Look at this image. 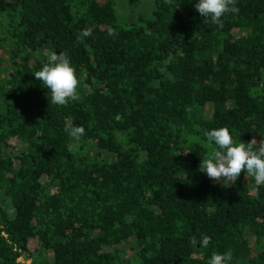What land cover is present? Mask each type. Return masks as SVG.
<instances>
[{"label":"trees","instance_id":"1","mask_svg":"<svg viewBox=\"0 0 264 264\" xmlns=\"http://www.w3.org/2000/svg\"><path fill=\"white\" fill-rule=\"evenodd\" d=\"M116 1L0 0V264H264V185L199 168L211 129L264 140V0L222 27L196 0L143 24ZM52 51L79 82L64 105L33 75Z\"/></svg>","mask_w":264,"mask_h":264},{"label":"clouds","instance_id":"2","mask_svg":"<svg viewBox=\"0 0 264 264\" xmlns=\"http://www.w3.org/2000/svg\"><path fill=\"white\" fill-rule=\"evenodd\" d=\"M204 19V23H211L222 27V18L226 14L238 12L235 0H196L193 5ZM88 35V33H85ZM34 77L47 90V99L53 104L64 105L69 100L77 98L78 79L67 55L52 51L41 69ZM82 128L73 129V134H82ZM206 139L214 145L210 155L201 158L200 171L214 180L222 179L228 184L235 182L241 172L251 177L256 185H264V140L250 142L236 140L226 127L209 130ZM258 145V147H256ZM210 238L202 236L199 244L208 248ZM230 252H214L208 264H231Z\"/></svg>","mask_w":264,"mask_h":264},{"label":"rangeland","instance_id":"3","mask_svg":"<svg viewBox=\"0 0 264 264\" xmlns=\"http://www.w3.org/2000/svg\"><path fill=\"white\" fill-rule=\"evenodd\" d=\"M115 8L121 21L136 24H143L155 9L152 0H118ZM6 68V62H2L0 76L6 75Z\"/></svg>","mask_w":264,"mask_h":264},{"label":"built area","instance_id":"4","mask_svg":"<svg viewBox=\"0 0 264 264\" xmlns=\"http://www.w3.org/2000/svg\"><path fill=\"white\" fill-rule=\"evenodd\" d=\"M27 264H29V262Z\"/></svg>","mask_w":264,"mask_h":264}]
</instances>
